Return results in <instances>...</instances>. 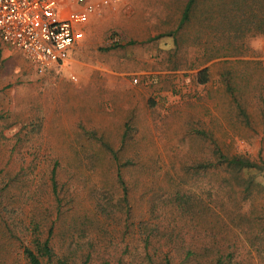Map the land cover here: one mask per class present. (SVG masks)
Instances as JSON below:
<instances>
[{
	"label": "rangeland",
	"instance_id": "obj_1",
	"mask_svg": "<svg viewBox=\"0 0 264 264\" xmlns=\"http://www.w3.org/2000/svg\"><path fill=\"white\" fill-rule=\"evenodd\" d=\"M188 1L108 8L70 59L44 72L0 41L4 196L11 216L28 226L34 218L44 239L51 227L68 264H141L133 250L147 227L187 224L176 191L192 194L196 210L211 196L227 200L230 176L213 167L220 153L256 166L241 170V214L252 222L241 245L251 224L264 225V36L231 29L248 18L241 0H198L179 30ZM18 239L4 264H26L19 248L32 239Z\"/></svg>",
	"mask_w": 264,
	"mask_h": 264
},
{
	"label": "trees",
	"instance_id": "obj_2",
	"mask_svg": "<svg viewBox=\"0 0 264 264\" xmlns=\"http://www.w3.org/2000/svg\"><path fill=\"white\" fill-rule=\"evenodd\" d=\"M198 0H189L184 9L179 30L192 18V11ZM243 11L248 18L237 21L231 29L241 34L250 32L254 36H264V0H241ZM230 29V31H231ZM176 33H170L173 36ZM209 60V58H208ZM207 60V61H208ZM209 69L204 68L197 73V83L206 85L209 82ZM259 95L262 103L264 118V86ZM219 153V152H218ZM213 166V165H211ZM214 170H226L230 176L224 179L229 188L227 200L212 198L210 202L200 201L199 210L193 206V196L189 192L178 190L171 195L172 201L178 203L182 212H179L187 224L176 228L171 224L160 229L159 227L144 230V247L135 246L133 258H139L141 264H264V225L258 229L250 225V240L241 245V230L247 233L246 228L251 220L246 214H241V170L255 168V164L241 156L219 155V162L213 166ZM120 182L126 190V183L119 174ZM247 183V182H245ZM5 181H0V264H4V254L11 242L19 238V234L28 240L31 236V245H22L20 254L26 264H68L65 256L57 254L51 240L53 231L50 227L48 237L44 239L41 224L32 229L35 219L30 226L24 220L14 218L10 209V199L4 196ZM249 184L246 191L249 190ZM52 194L59 206L61 203L58 192V181L53 172ZM58 209V208H57ZM195 222L202 225L195 231ZM190 223V224H188ZM20 240V239H18ZM18 255V254H17Z\"/></svg>",
	"mask_w": 264,
	"mask_h": 264
},
{
	"label": "built area",
	"instance_id": "obj_3",
	"mask_svg": "<svg viewBox=\"0 0 264 264\" xmlns=\"http://www.w3.org/2000/svg\"><path fill=\"white\" fill-rule=\"evenodd\" d=\"M127 1L0 0V41L44 72L70 59L103 8Z\"/></svg>",
	"mask_w": 264,
	"mask_h": 264
},
{
	"label": "crops",
	"instance_id": "obj_4",
	"mask_svg": "<svg viewBox=\"0 0 264 264\" xmlns=\"http://www.w3.org/2000/svg\"><path fill=\"white\" fill-rule=\"evenodd\" d=\"M126 3H128V1H127V2H124V3H122V4H119V5H116V6L105 7V8H103V9L100 11V13H103V12H104L106 9H108V8H110V9H113V8H114V9H115V8L121 6V5L126 6ZM93 18H94V17H93ZM93 18H92V19H93ZM92 19H91V20H92ZM90 22H91V21H90ZM86 31H87V28H86ZM116 40H117V39H116ZM80 45H81V44H80ZM80 45H79V46H80ZM79 46H78V47H79ZM78 47H77V48H78ZM77 48H76V49H77ZM76 49H75V50H76ZM73 52H74V51H73Z\"/></svg>",
	"mask_w": 264,
	"mask_h": 264
}]
</instances>
